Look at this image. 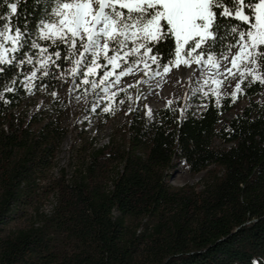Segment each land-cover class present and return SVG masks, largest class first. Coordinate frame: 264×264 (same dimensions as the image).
I'll use <instances>...</instances> for the list:
<instances>
[{"label": "trees", "instance_id": "1", "mask_svg": "<svg viewBox=\"0 0 264 264\" xmlns=\"http://www.w3.org/2000/svg\"><path fill=\"white\" fill-rule=\"evenodd\" d=\"M54 6L22 0L13 32L20 27L35 39L27 29ZM0 13L9 14L6 3ZM169 47L174 52V39L161 53ZM36 52L27 50L34 59ZM23 55L9 52L13 63L0 65L6 77L0 81V264H264V86L242 85L237 102L223 99L222 107L189 90L183 117L185 100L174 99L175 112L166 104L152 110V119L135 103L103 144L88 133L91 119L103 130L126 95L99 100V89L85 94L81 86L70 97L82 112L73 122L79 143L72 163L60 167L71 110L61 91L74 81L59 76L71 65L57 61L61 69L31 81L36 86L29 92L25 78L35 68L19 65ZM37 95L46 101L34 103ZM109 104L114 112L103 111ZM181 165L201 174L197 184H173Z\"/></svg>", "mask_w": 264, "mask_h": 264}, {"label": "snow or ice", "instance_id": "2", "mask_svg": "<svg viewBox=\"0 0 264 264\" xmlns=\"http://www.w3.org/2000/svg\"><path fill=\"white\" fill-rule=\"evenodd\" d=\"M0 2L6 3L9 10L8 15L0 13V21H7L0 23V65L13 63L12 58H6L7 53L23 50L19 65L35 68L25 78L29 92L36 86L30 82L52 76L53 68L61 69L57 63L61 60L71 65L59 76L61 80L66 76L73 79L70 91L81 86L85 94L88 88L94 93L99 89L103 93V96L97 93L99 100L109 98V94L116 99L124 92L126 99L120 98V104L132 100L127 95L129 89L164 79L173 70L183 77L187 75L185 69H192L193 65L200 71V81L192 94L214 99L217 107L223 106V99L236 103L245 92L242 85L264 86V0H47L55 5L51 13L45 12L46 18H40L38 25L27 29L35 39H26L20 27L13 32L11 19L18 14L22 0ZM21 23L27 26V20ZM229 36L234 42L225 44ZM171 39L175 43L174 52L169 47L167 54H162L161 46ZM40 41L62 48L64 55L61 51L50 53L49 46H42ZM6 44L10 47H5ZM28 48L38 50L35 59L27 54ZM140 72L146 79L113 91L122 77ZM3 79L6 77H0V81ZM232 80H236L234 86ZM226 84L233 87L232 92L224 91ZM5 90L12 91V86ZM50 95L58 97L54 91ZM142 98H146L142 92L137 94L136 100ZM189 99L185 94V104L179 108L182 117L188 110ZM174 103L179 102L167 100L166 109L177 111L172 107ZM144 108L152 119L150 106ZM114 110V104L103 109L108 113ZM132 111L135 109L130 107L129 113Z\"/></svg>", "mask_w": 264, "mask_h": 264}, {"label": "rangeland", "instance_id": "3", "mask_svg": "<svg viewBox=\"0 0 264 264\" xmlns=\"http://www.w3.org/2000/svg\"><path fill=\"white\" fill-rule=\"evenodd\" d=\"M193 69L196 70V74L191 82H189L185 88H182L181 83L178 82V80H164V79H158L154 81H149L147 84L141 85L139 88H136V90L132 93V100L127 101L124 104H120V108L118 109V114L116 117L109 122L106 123L103 130L98 132L96 128L97 119L96 117L91 119L88 133L89 135H96L99 139V144H103L107 138L108 135L111 133L113 127L122 120V113L124 109H128L129 106H132L135 103H139L141 105H149L151 110L156 111L163 107L167 100L169 99H179L182 102H184V96L188 93L189 90L196 89L199 87V81H200V71L196 69L195 65H193ZM146 79L143 76V73H137L135 75H129L121 78L120 84L117 86L116 89H120L123 84L127 83L130 84L132 82H136L137 80ZM236 83V80L231 81V85L234 86ZM157 84L162 85V87L158 88ZM232 86H229L226 84L224 86V91H230L233 89ZM72 88V85L69 84L65 88L62 89L61 93L70 98L74 95V89L71 91L69 89ZM115 90V89H113ZM140 92L143 93V95L146 98H142L139 100H136L137 94ZM161 96L166 98V100L161 99ZM264 95H262L263 97ZM162 97V98H163ZM34 103H38L41 101H46V96L44 95H37L36 97L32 98ZM71 99V110L69 112V115L65 119V124L70 127L69 134L67 138L65 139L61 152L57 158V164L60 167L70 165L73 161V151L75 150L76 144L79 142L76 140V132L74 131L73 122L77 120L80 115H82V112L80 109L77 108L76 99ZM243 104V103H242ZM184 106V105H183ZM201 174L199 175H191L188 173L186 167L184 165H181L177 171V173L174 175L172 182L173 184L177 186H181L184 184H197Z\"/></svg>", "mask_w": 264, "mask_h": 264}, {"label": "bare ground", "instance_id": "4", "mask_svg": "<svg viewBox=\"0 0 264 264\" xmlns=\"http://www.w3.org/2000/svg\"><path fill=\"white\" fill-rule=\"evenodd\" d=\"M185 71L187 72V75L183 76V77H179L176 74V71L173 70L172 73L168 76H166L164 78V80H178L181 83L182 88H185V86L192 81V79L194 78L195 74H196V70L195 69H185ZM163 96H161V99L166 100V98H162Z\"/></svg>", "mask_w": 264, "mask_h": 264}]
</instances>
